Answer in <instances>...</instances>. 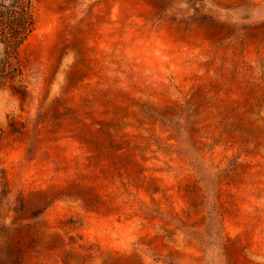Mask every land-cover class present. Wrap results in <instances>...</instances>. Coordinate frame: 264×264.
Segmentation results:
<instances>
[{"label":"rangeland","instance_id":"374dc122","mask_svg":"<svg viewBox=\"0 0 264 264\" xmlns=\"http://www.w3.org/2000/svg\"><path fill=\"white\" fill-rule=\"evenodd\" d=\"M29 1L0 264H264V0Z\"/></svg>","mask_w":264,"mask_h":264},{"label":"trees","instance_id":"16d2710c","mask_svg":"<svg viewBox=\"0 0 264 264\" xmlns=\"http://www.w3.org/2000/svg\"><path fill=\"white\" fill-rule=\"evenodd\" d=\"M34 28L29 0H8L0 4V41L15 49Z\"/></svg>","mask_w":264,"mask_h":264}]
</instances>
